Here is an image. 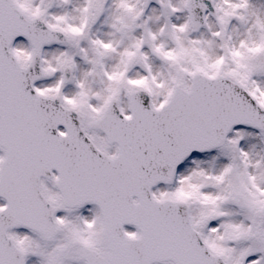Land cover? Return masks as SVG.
Here are the masks:
<instances>
[{
    "label": "snow or ice",
    "instance_id": "1",
    "mask_svg": "<svg viewBox=\"0 0 264 264\" xmlns=\"http://www.w3.org/2000/svg\"><path fill=\"white\" fill-rule=\"evenodd\" d=\"M0 264H264V0H0Z\"/></svg>",
    "mask_w": 264,
    "mask_h": 264
}]
</instances>
